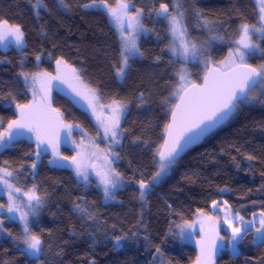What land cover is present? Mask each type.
<instances>
[{"label": "snow or ice", "instance_id": "1", "mask_svg": "<svg viewBox=\"0 0 264 264\" xmlns=\"http://www.w3.org/2000/svg\"><path fill=\"white\" fill-rule=\"evenodd\" d=\"M30 2L38 21L42 11L52 14L47 0ZM248 4L255 13L251 17ZM248 4L235 0L227 12H208L197 0H55L57 12L79 9L106 18L115 48L98 54L107 58L108 71L126 86L124 92L107 88L103 77L92 78L83 59L74 63L72 46L58 42L46 23L39 24L37 46L29 52L25 25L0 15V50L5 53L0 65L15 69V79L0 81V101L11 110L10 116L0 115V196L6 197L0 200V251L13 253L0 255V264H63L64 248L41 223L52 203V192L37 179L44 166L67 170L77 189L73 193L68 186L61 197L71 200V212L80 222L81 230L72 225L70 236L87 235L95 249L97 234L102 233L116 250L142 239L145 250L154 252L151 264H171L150 238L145 210L151 198L159 195L158 189L189 150L243 109L264 107V0ZM148 38L155 39L158 51L144 48ZM13 50L18 54L15 62L7 55ZM146 60L153 71L140 76L137 65ZM60 98L80 111L93 132L66 116L57 106ZM153 105L160 123L148 120L133 127V108L150 111ZM25 143L19 155H6ZM221 154L230 155L237 170L247 162L253 176L258 166L259 186L212 190L209 184L204 206L195 208L162 198L168 221L163 240H195L199 254L194 264H216L224 251L238 258L245 242L264 249V150L257 156L229 143ZM124 161L127 167L121 169ZM184 179L199 176L186 174ZM130 187L140 207L134 221L103 216L101 208L124 204L120 194ZM93 188L99 204L97 198L89 199ZM232 193L240 201L236 206L223 198ZM83 264L97 262L86 256ZM246 264H264V253L254 261L246 258Z\"/></svg>", "mask_w": 264, "mask_h": 264}, {"label": "trees", "instance_id": "2", "mask_svg": "<svg viewBox=\"0 0 264 264\" xmlns=\"http://www.w3.org/2000/svg\"><path fill=\"white\" fill-rule=\"evenodd\" d=\"M197 2L208 12H227L229 6L235 0H197ZM241 2L248 4V0H241ZM47 3L53 10L52 14L42 11L40 13L41 20L39 21L35 18L30 0H0V15L5 16L13 23L19 22L25 25L29 33V52L37 46L39 24L41 22L46 23L47 30L50 34H55L54 38L58 42L72 46L71 55L74 63L79 65L80 60L83 59L85 61L84 67L92 78L103 77L107 88L119 92L126 91V86L116 82L109 73L108 64L106 63L107 58L98 54L100 50L108 52L115 48V37L106 18L100 14L79 9H74L70 13L57 12L55 10V0H47ZM140 3L147 4L149 0H140ZM246 11L250 17L255 14L250 4H248ZM145 23L148 27H151L148 21H145ZM143 45L144 48L153 52L159 50L154 38L144 40ZM64 51L69 52V48L65 47ZM3 55L5 53L0 50V56ZM7 55L14 62L18 59V54L14 50L7 53ZM29 59H31V56H29ZM45 66L47 67V64ZM153 67L150 61H144L142 65H137L138 75L142 76L153 71ZM14 72L13 67L0 65V81L15 79ZM135 79L136 76L133 77V80ZM5 103V101H0V115L10 116L11 110L4 106ZM57 106L65 111L69 119L74 118L76 121L84 123L85 126L89 127V131L93 132L80 111L73 108L65 98L58 99ZM158 112L159 110L155 105L150 111H139L133 108L131 116V119L135 121L133 127L138 128L148 120H152L154 124H159ZM158 135V132L154 133L153 139ZM229 143L240 145L246 153L257 156L261 154V151L264 150V107L256 105L243 109L228 125L217 130L202 144L189 150L171 177L158 189L159 195L151 198V202L145 210V220L151 233L150 238L154 244L161 246L166 260L170 261L171 264H194L198 251L194 246L181 243L176 239L163 240V233L167 231L168 221L167 209L162 198H167L169 202L175 201L177 204L191 205L192 208H195L204 206L203 200L210 190L209 184L214 190L216 186L225 185L234 189H255L261 183L262 178L259 175L258 166L253 176V174L247 172L245 166L247 162L242 161L241 169L237 170L233 165L231 156L221 154V150L227 148ZM26 147V143L14 147L8 150L6 155H19L21 149ZM232 155H236V153L233 152ZM237 158L242 160L241 157ZM145 159H147L146 156ZM119 167L125 169L127 162H121ZM193 173H196L199 179L192 181L184 179L186 174L191 176ZM129 175H131L130 172ZM37 179L43 181L49 191L52 192V203L42 214L41 223L45 228L53 231L56 242L64 248L63 264H83L86 256L94 258L97 264H151L154 252L151 248L145 250L147 246L142 239L127 241L121 249L116 250L111 247V241L103 240L102 233L97 234V239L100 242L95 246V249L90 247V238L87 235L82 237L70 236L69 232L72 225H77V230H81L78 218L71 212V200L61 198L68 186H71L73 193L77 192L71 174L67 170H50L47 166H44L40 169V175ZM57 179L61 183L53 185V180ZM132 190L130 187L120 194L119 198L124 201L123 205L111 204L103 207L100 209L101 214L111 219L120 217L121 219L127 218L134 221L140 207L138 202L132 198ZM92 198H97L99 204V194L94 188L90 190L89 199ZM223 198L229 199L234 206L240 203L235 193ZM253 198L259 197L254 196ZM12 227L14 231H19L18 225H12ZM251 239L249 237V240ZM64 241H67V243H64ZM5 246L11 249L10 243H6ZM240 252L241 255L238 258H233L230 252L224 251L217 258L216 264H246V258H251L254 261L261 253H264V249L245 242L240 245ZM12 254L11 251L8 253L0 251V255L11 256ZM19 259L21 258L18 257L17 260Z\"/></svg>", "mask_w": 264, "mask_h": 264}, {"label": "rangeland", "instance_id": "3", "mask_svg": "<svg viewBox=\"0 0 264 264\" xmlns=\"http://www.w3.org/2000/svg\"><path fill=\"white\" fill-rule=\"evenodd\" d=\"M0 199H6V197H3V196H0ZM185 244H189V245H192V246H194L196 249H197V251H198V254H199V248H198V246L196 245V243H195V240H193V241H191V242H189V243H185ZM219 257V256H218ZM217 257V258H218Z\"/></svg>", "mask_w": 264, "mask_h": 264}]
</instances>
